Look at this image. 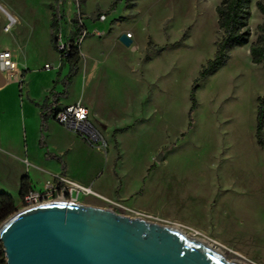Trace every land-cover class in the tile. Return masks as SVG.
<instances>
[{"label":"rangeland","instance_id":"374dc122","mask_svg":"<svg viewBox=\"0 0 264 264\" xmlns=\"http://www.w3.org/2000/svg\"><path fill=\"white\" fill-rule=\"evenodd\" d=\"M257 1L264 2L253 1L251 42L264 21ZM113 2L0 0L17 18L6 31L0 9V50L10 49L21 66L7 80L8 107H0V191L20 207L24 174L37 189L51 178L53 168L44 167L35 145V123L28 138L21 135L20 89L40 98L54 85L61 56L52 43L53 16L66 31L77 26L80 7L90 34L80 44L81 70L68 103L82 98L92 105L99 137L88 145L54 122L48 135L51 151L70 150L66 160L77 175L63 177L94 191L77 202L175 225L229 260L264 264V149L256 138L263 66L252 62L248 44L200 77L220 38L221 0ZM102 13L106 21L98 19ZM127 32L130 46L120 40ZM64 69L57 84L63 89L68 62Z\"/></svg>","mask_w":264,"mask_h":264},{"label":"water","instance_id":"95a60500","mask_svg":"<svg viewBox=\"0 0 264 264\" xmlns=\"http://www.w3.org/2000/svg\"><path fill=\"white\" fill-rule=\"evenodd\" d=\"M130 46L133 40L122 34ZM0 74V86L6 84ZM8 264H242L182 228L78 202H50L0 224Z\"/></svg>","mask_w":264,"mask_h":264},{"label":"trees","instance_id":"16d2710c","mask_svg":"<svg viewBox=\"0 0 264 264\" xmlns=\"http://www.w3.org/2000/svg\"><path fill=\"white\" fill-rule=\"evenodd\" d=\"M120 0H114L113 6H115ZM254 0H221L217 5L216 11L218 15V26L220 30V38L216 43V52L213 58L209 59L207 64L204 65L200 71V77L205 78L211 73L215 72L218 68L227 62L229 52L237 47H242L250 44V55L252 62L258 65H262L264 68V21L257 26V37L251 42L252 29L250 20L252 17V7ZM134 0H130L129 7L133 6ZM257 9L264 18V2H256ZM59 24L57 16H53L52 22V43L54 48L60 52V69L57 73L56 80L51 90V95L54 98V103H57L61 98L68 96L69 89L73 83L74 77L78 74L80 63L82 61L80 44L75 42V39L82 33V26L78 25L72 31L69 42L70 47L65 52L60 51L58 48V32ZM69 64V72L62 79L64 84V90L62 92H55L57 84L60 82L62 70L66 63ZM198 86H196L197 88ZM196 89L192 93V110L197 106ZM41 110V137L40 146L46 147L44 133L48 129V121L51 115H54L55 111L52 103H49L47 98L42 104L36 103ZM256 138L259 146L264 149V94L258 97L257 107V123H256ZM45 157L47 159H55L62 166L61 175H66V164L61 157L56 156L53 153L46 152ZM152 167H150L151 169ZM55 180H59V177H55ZM31 179L28 174L21 177L20 186V198L25 196L30 190H32ZM18 211L16 200L12 194L7 191H0V224L11 214H15ZM0 264H7V256L4 249V245L0 240Z\"/></svg>","mask_w":264,"mask_h":264},{"label":"built area","instance_id":"2783aa9c","mask_svg":"<svg viewBox=\"0 0 264 264\" xmlns=\"http://www.w3.org/2000/svg\"><path fill=\"white\" fill-rule=\"evenodd\" d=\"M77 19L78 25L82 26V33L75 39L77 44H81L84 38L89 35V30L83 22V15L81 13L80 7H78ZM8 23L5 27L6 31H10L13 25L17 22V18L11 14L7 13ZM60 17H64L61 14ZM98 19L100 21H106V13H102ZM73 21V20H72ZM72 29H75L74 25H68ZM99 36L103 35V32L95 31ZM132 39V34L130 32L125 33ZM70 42L69 36H67L64 28H60L58 32V48L60 51L65 52L69 50ZM19 63L16 56L10 49L0 50V74L4 76L6 81L15 72L18 71ZM52 66L46 64L45 68L49 69ZM24 83V79L20 81V84ZM54 117L56 121L64 126L65 128L79 134L87 140H95L99 137V132L96 126L89 119V109L81 102L66 105L60 108H55ZM59 180H48L44 186L40 189L33 188L25 196L20 198V207L18 210H23L38 205H42L50 202H77L80 194L91 193V188L80 185L74 181L66 179L62 175L57 176Z\"/></svg>","mask_w":264,"mask_h":264},{"label":"crops","instance_id":"0c3cea01","mask_svg":"<svg viewBox=\"0 0 264 264\" xmlns=\"http://www.w3.org/2000/svg\"><path fill=\"white\" fill-rule=\"evenodd\" d=\"M0 9L5 14L10 13L9 10L6 7H4L1 3H0ZM72 31H74V29L71 30V27L67 25V28H66L67 36L70 37ZM19 67L21 68L20 64H19ZM27 70L30 71V69H27ZM80 70H81V68H79V72H80ZM57 72H58V70L53 75V78H52V81L53 82L55 81ZM66 72H67V69H63L62 70V74H65ZM6 84H7V82H6ZM6 84L3 85V86H0V107H2L1 105H5V107L8 105V100L9 99H8V95L7 94H9V92L7 91ZM52 88H53V85H52L51 88L47 89L45 91V93L42 95V97H40V98H36L30 92V90L26 91V93L24 94V89H20L21 94H20V97H19V101H20L19 106H20V110H21V114H20L21 124H19V125H20V130L22 131L21 132V135L23 137L25 136V137L28 138V136L26 135V134H28V127H29V125H30L31 122H34L35 123V139L34 140H35L36 147L38 145V147L40 149V150L39 149L38 150L41 152V154H43L42 163H43L44 167H47L48 166V167H52L53 168V171H51V178L49 180H52L55 177L61 175L62 166L55 159H47L45 157V154H46L47 151L50 152V153L55 154L58 157H61L62 158V160L66 164V175L67 174L72 175V176L77 175V174H75V173L73 174L71 172V169H70V167H69V165L67 163V160H66V156L69 154V151H70L69 149L68 150H64V152L62 154H58V153H56L54 151H51L50 148H49V145H48V135L50 134L51 125L53 124V122L55 124L60 125L64 129H66V130L74 133V135H76L77 137H79L80 139H82L83 141H85L86 143H87V139L83 138L79 134H77V133H75V132H73V131L65 128L64 126H62L61 124H59L56 121L54 115H51V117L49 118V121H48V129L44 133V136H45L44 140H45L46 147H44V148L41 147L40 146V137H41V129H40V126H41V110H40L39 106L36 103L42 104L48 98L49 99V103H52L53 104L52 108L55 110V108H60V107L66 106V105H70V104H74V103H77V102H81L83 105H85L86 107H88V109H89V119L91 120V122L95 126H96V123H97L96 121H101L100 119H98L96 117V113H95L94 108L92 107V105L89 102L84 101V99L80 98V99H78L76 101H71V102L68 103V100L70 99V97L72 95V89H69L68 96L63 97L57 103H54V98L51 95ZM63 90H64L63 89V86L61 84H59V85L56 86L55 92H62ZM26 148H27V140L25 139L24 152L27 153V149ZM27 163L30 164V161H28ZM28 175L30 176L32 187L33 188L38 187L37 184L34 181L33 176H31L30 174H28ZM20 186H21V183H20ZM39 187H41V186H39ZM19 193H20V190H19Z\"/></svg>","mask_w":264,"mask_h":264},{"label":"bare ground","instance_id":"6f19581e","mask_svg":"<svg viewBox=\"0 0 264 264\" xmlns=\"http://www.w3.org/2000/svg\"><path fill=\"white\" fill-rule=\"evenodd\" d=\"M91 190H92V189H91ZM91 193H94V191L92 190ZM221 254H222V253H221ZM223 256H224V254H223ZM240 263H241V262H240ZM242 264H243V263H242Z\"/></svg>","mask_w":264,"mask_h":264}]
</instances>
